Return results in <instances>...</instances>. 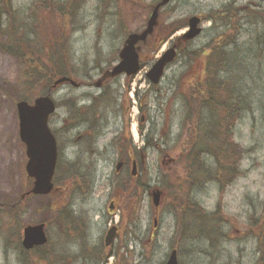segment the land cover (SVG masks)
<instances>
[{"label":"rangeland","instance_id":"obj_1","mask_svg":"<svg viewBox=\"0 0 264 264\" xmlns=\"http://www.w3.org/2000/svg\"><path fill=\"white\" fill-rule=\"evenodd\" d=\"M35 1L14 0V6L24 18ZM65 1H75L74 19L64 18L58 9L45 13L41 6L42 27L51 31L53 42L58 38L62 42L67 34L70 36L72 56L70 52L67 54L66 63L73 62L74 56L76 64L71 65L80 74L90 71L89 77L95 82L99 79L98 69L93 68L95 64L103 69L115 65L127 36L143 31L151 7L160 0ZM193 16L204 19V31L190 43L188 51L199 52L204 48L206 51L193 58L179 51L161 83L151 84L148 94L151 121L144 130L151 129V142H159L162 150L149 151L144 166L147 174L141 176L149 188L140 192L135 201L115 199L118 182L126 179V184L131 172V167L129 172L128 169L117 171L119 149L111 145V139L126 126L125 116L115 119L103 108L106 134L99 140L93 156L89 144L82 148L73 144V132L65 129L59 134L69 117L67 105L49 123L51 130L58 134V164H61L55 175V191L48 196L25 195L32 180L26 173L28 158L20 139L16 108L21 73L18 62L0 51V264L39 263L37 254L24 251L21 245L24 227L39 224L46 225L50 242L46 258L54 264H164L174 249L178 252L179 264H264V41L261 38L264 0H172L161 13L157 33L142 47L144 67L137 77L141 90L148 89L149 83L144 79L150 66L178 43L186 31L183 28L168 34L172 26L184 24ZM226 32L234 42L227 49L232 59L230 64H235L229 80L245 99L241 105L242 118L234 128L233 137L244 152L239 162L240 175L230 184L201 176L192 195L185 188L184 197L196 201L206 212L204 217H187L174 211L179 206L176 199L180 201L176 193L184 187L185 178H181V164L169 170V158L183 151L184 145L176 148L180 142L187 143L180 133L183 126H189L186 121L191 87L204 78L210 44ZM237 59L240 61L236 62ZM59 88H63L61 101L70 95L99 93L96 88L80 92H75L70 85ZM97 113L102 115L101 109ZM93 114L90 116L93 122L101 121ZM207 116L212 114L207 112ZM131 119L136 126L138 115ZM164 153H167L165 160ZM77 161L75 168L87 182L89 192L85 194L83 191L80 194L69 175L63 174L67 163ZM204 161L209 173L214 172L215 161L208 157ZM155 187L166 192L159 211L149 195ZM61 205L79 217L78 229H81L76 235L68 236L67 229L57 224L66 213L55 216L51 208ZM111 205L115 209L110 210ZM1 208L8 209L9 214H4ZM128 219L131 220L128 233H120L114 245L107 248V231L117 225L124 228ZM56 253L59 256L53 258Z\"/></svg>","mask_w":264,"mask_h":264},{"label":"trees","instance_id":"obj_2","mask_svg":"<svg viewBox=\"0 0 264 264\" xmlns=\"http://www.w3.org/2000/svg\"><path fill=\"white\" fill-rule=\"evenodd\" d=\"M41 6L45 13H49L52 8L58 9L64 18L74 19L75 1L36 0L23 18L22 13L15 9L14 0H0V51L18 62L21 73L20 82L16 88L19 100L32 101L45 95L51 90L57 78L73 77L77 71L71 65L72 63L76 64L74 56L73 62L70 60V64L66 63L67 54L70 52L69 54L72 56L70 36L67 34L62 42H60L61 38L53 42L51 31L42 27V13L39 10ZM186 26L187 22L174 25L168 34H174ZM156 33L157 31L153 36ZM227 34V32L223 33L213 40V44L211 43L208 48L210 51L206 56L204 78L193 84L188 97L187 113L189 114L186 122L189 125L188 128L191 127L189 135L192 143V155L190 156L196 160L192 163V167L198 168L203 178L208 175L211 180L218 183L225 180L230 184L238 174L240 175L239 162L244 153L234 142L233 137L234 128L242 118L241 105L245 99L236 90L234 82L229 80L231 68L235 64H230L232 59L227 49L234 42L230 41L231 38ZM261 38L264 41V33ZM190 43V41L183 42L179 51L191 58L193 55L198 56L205 53L206 48L199 52L188 51ZM211 45L212 49H210ZM239 61L240 59H237L236 62ZM207 112H210L212 117L207 116ZM204 157L212 158L215 161L214 172L209 173L206 169ZM60 166L61 164L57 165L56 173ZM76 166L77 164L67 163L63 174L69 175L70 181L80 194L82 191L85 194L89 192L87 191V182L84 175L75 168ZM140 179L139 193H144L148 186L142 181V177ZM31 187L27 191H30ZM177 191L176 198H181L183 195L181 187ZM184 198L183 195L182 199ZM183 202L174 208L175 212L186 216L196 209L197 215L206 216V212L198 205H193L188 200ZM1 210H4L2 211L4 214H9L8 209L6 211L1 208ZM53 211L55 216L62 212L66 213V217L61 216L62 220H59L62 223H75L78 232L79 217L73 216L67 211V206L52 207L51 212L54 213Z\"/></svg>","mask_w":264,"mask_h":264},{"label":"flooded vegetation","instance_id":"obj_3","mask_svg":"<svg viewBox=\"0 0 264 264\" xmlns=\"http://www.w3.org/2000/svg\"><path fill=\"white\" fill-rule=\"evenodd\" d=\"M123 46H124V43H123ZM118 63L119 61L117 60L115 65H117ZM115 65L103 69V68H99V66H96L95 64V67L93 68L98 69L97 72L99 73V79L95 82H93L92 79L89 77L90 71L84 74L82 73L80 74L79 72L76 71L74 76L77 77V79L74 78V80H76L77 85L76 86L70 85V87L75 92H80L85 89L91 90L93 88H96L99 91V93L93 95L91 93L85 92L77 96L70 95L69 99L67 98L68 100L66 99L65 101H61L59 99L60 98L59 96H60V91L63 88H57L53 93V95H57V99L53 97L55 104H56L55 114H58L57 113L58 110H61L62 108L66 107L65 105L68 106L69 117H68V120L64 121L63 127L59 131V134L62 133L61 131H65V129H67L69 133L73 132V144L76 146H79L80 148H82L81 146L83 145L88 146L89 144L90 146H92V148H90V153L93 156H95V149L97 147L99 140L103 137V135L106 134L104 123L107 120L104 119V116L102 113L103 108L107 113L111 112L113 116L115 117V119L116 117L120 115H122L123 117L125 116L126 126L123 128L121 127L120 130L117 132V134L111 139V145L115 149H119L120 157L117 158L118 159L117 164L122 165L120 169H122L123 171H125V169H128V172H129L130 167H131V172L128 175L126 184H125L126 179H123L118 182L117 197H115V199H120V200L125 201V199L129 198L135 201L136 196H138L139 194V186H140V181H141L140 178L141 176H143V174L145 176L147 174L144 166L149 156V151L153 149L162 150L161 149L162 147L159 144V142H151V129L144 130L146 125L149 123V121H151L149 120L150 118V112H149L150 105L149 104L151 100L148 98V94L151 91V83H149V81L147 80V73H146L144 82L149 83L148 89L141 90L139 87L141 85L140 83H138L139 81H137V77L142 71L144 66H141L140 70L135 75H132V76H127L126 74H122L114 78H110V77L104 78L106 73L112 70ZM150 69H151V66H150ZM131 99H134V100H131ZM98 106H99V109H97ZM100 109H101L102 115H98L97 113L98 110ZM135 110L137 111L136 113L138 115V123L136 126L133 125V121L131 119V118L135 119L137 116L135 114ZM131 111H132V114H131ZM93 112L96 113L95 114L96 118L98 117L101 121L93 122L91 120ZM187 128L183 126L181 133H180V137H183V139H186L187 143L181 144L180 142L178 147H176V148H181L184 145V147L182 148L183 151L176 152L175 158L173 157L169 158V163H171V167L169 168V170H172L173 165L181 164V167L183 169L182 177L185 178L184 187L182 185L181 190L182 192H184V189L186 188L190 192V195H192V193L199 186L198 184L200 182V177L202 176L201 175L202 173L198 171V168L194 169L192 167V163L196 160L192 156H190L192 155V151H191L192 143L190 141L189 130L187 131ZM136 136L138 137V140L136 139ZM55 137L58 143V134L57 135L55 134ZM190 152L191 154H189ZM166 155L167 153H164V160L167 158L165 157ZM76 164H78V161L76 162ZM195 172L197 173L195 174ZM142 181H144L143 178H142ZM155 189H159L162 191V196H161L162 198L164 197V194H166L164 190L160 189L159 187H155L149 191V195H151V200H152V194ZM25 195L23 199L25 198ZM181 198H183V195L181 196ZM181 198H180L181 202L183 201L186 202L188 200L189 202H192L193 205H197L196 201L190 198L185 197L184 198L185 200ZM176 200L179 205L181 202H179L178 199ZM120 209L121 207L118 208V210ZM159 210L160 208H158V211ZM196 213H197V210L195 209L193 212H190V214L186 216L189 217L191 215V217H196L197 216ZM57 224H59L62 228L67 227L66 229L68 232L67 233L68 236H71L73 234L76 235L78 233L76 231L77 228H75L76 225L73 222L72 223L70 222L60 223L59 222ZM130 226H131V221H129V219L127 220L124 228L123 226L117 225L115 241L119 237L120 233H122L123 235L124 234L126 235L128 233V229ZM80 229L81 228H79L78 231ZM109 230L107 231V234ZM78 235L82 236L80 234ZM153 235L154 233L152 232L151 241H152ZM49 244L50 242L48 239V243L46 245L37 247L33 249L32 251H27V252H30V253L35 252L37 254V257L39 259L38 264H54L53 261H49L50 259L46 258V253H48L47 249L49 248ZM21 245H22V238H21ZM173 251H177V250L174 249L171 251V253ZM53 255H54L53 258H56L57 256H59L57 253ZM177 256H178V252H177ZM111 257H113V255ZM62 258L60 260L63 262ZM166 262L164 264H166ZM57 264H59V262Z\"/></svg>","mask_w":264,"mask_h":264},{"label":"water","instance_id":"obj_4","mask_svg":"<svg viewBox=\"0 0 264 264\" xmlns=\"http://www.w3.org/2000/svg\"><path fill=\"white\" fill-rule=\"evenodd\" d=\"M172 0H161L153 7L150 18L147 21L145 30L140 33H132L128 36L123 50L120 52V63L114 67L111 72L106 73L104 78L117 77L122 74L127 76L135 75L140 70V51L139 44H145L149 37H152L155 29L159 25L161 10L170 4ZM201 19L192 17L188 21L189 31L184 34L180 40L192 41L198 38L202 33L200 27ZM177 46L174 45L167 50L161 58L153 65L147 78L152 84L158 85L165 75L166 68L172 64L177 57ZM72 84L76 86L74 80L63 77L55 81L53 89L59 85ZM17 111L20 121V138L26 145V154L28 163L26 172L30 179H33V188L30 194L35 196H47L54 190L53 178L58 162L57 141L49 128V118L56 111V105L51 98L50 92L46 96L37 98L31 105L26 101L17 103ZM121 164L117 165V171ZM162 192L155 190L153 192V203L156 208L161 203ZM111 205V210H113ZM117 227H112L106 238V247L114 243ZM48 242L45 224L28 225L23 230L22 245L26 250H33L36 247L44 246ZM166 264H178L177 252L173 251Z\"/></svg>","mask_w":264,"mask_h":264}]
</instances>
